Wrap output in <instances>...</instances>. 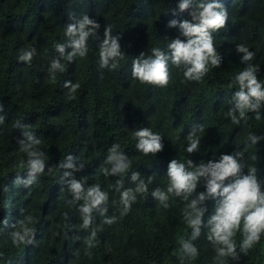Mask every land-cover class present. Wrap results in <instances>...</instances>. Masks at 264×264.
Masks as SVG:
<instances>
[{"label": "trees", "instance_id": "trees-1", "mask_svg": "<svg viewBox=\"0 0 264 264\" xmlns=\"http://www.w3.org/2000/svg\"><path fill=\"white\" fill-rule=\"evenodd\" d=\"M228 11L223 29L213 33L219 68L212 69L199 82H184L180 69L169 63L167 87L141 84L131 76L132 61L153 48L166 51L168 41L179 36V29L168 28L169 21L190 19L189 11L179 12V0H0V264H218L213 245L207 240V228L192 240L184 220L187 201L174 197L164 208L151 196L156 188L166 189L167 165L172 159L195 164L218 160L222 154L239 152L244 172L255 168L264 181V104L260 119L250 112L238 124L226 113L229 101L238 90L233 77L246 64L256 65L258 78L264 80V0H218ZM175 13V14H174ZM83 15L100 23L95 38L89 39L85 58L66 64V71L50 81L48 67L59 59L57 43L69 42L66 25ZM119 36L124 58L115 69L99 67V44L104 27ZM184 39L183 37H180ZM245 45L255 52L254 59L242 63L237 47ZM35 49L31 63L18 59L23 51ZM71 51L66 48L65 55ZM79 83L76 99L69 100L63 82ZM28 125L27 131L41 139L39 145L47 157L45 174L25 188L15 183L26 178L17 138L16 120ZM148 127L162 136L163 150L144 156L135 148L134 132ZM203 128L201 132L199 129ZM196 130L199 150L187 153V137ZM261 139L252 144L249 136ZM119 144L130 168L123 175H105L109 150ZM71 155L78 171L58 168ZM255 157V159H253ZM51 167L52 172L47 169ZM64 171H72L64 177ZM133 172L148 182V192L138 194L126 215L121 216L120 192L134 188ZM82 180L87 189L98 185L108 193L107 217H116L106 225L99 211L93 213L98 228L95 247L85 255L89 230L81 228L79 203H70L69 179ZM228 181H225V184ZM200 181L197 192L204 191ZM123 185V187H120ZM7 189V190H5ZM216 201L209 199L203 220L214 213ZM36 223L32 244L13 246L11 225L24 216ZM196 247L198 255L189 257L181 249V238ZM237 251L241 236H236ZM225 264H264V235L260 242L239 260L230 257Z\"/></svg>", "mask_w": 264, "mask_h": 264}, {"label": "clouds", "instance_id": "clouds-1", "mask_svg": "<svg viewBox=\"0 0 264 264\" xmlns=\"http://www.w3.org/2000/svg\"><path fill=\"white\" fill-rule=\"evenodd\" d=\"M178 11H189L190 19L169 21L168 28L179 29V36L168 41L166 51L160 48H153L151 55L140 56L132 61L131 76L141 84L154 85L160 88L167 87L170 81L169 63L180 69L184 82H199L212 69L219 68L222 57L217 52L213 33L223 29L228 21V11L218 0H179ZM175 14V13H174ZM100 23L95 19L83 15L75 23L66 25L64 35L69 42L57 43L56 53L59 59H53L48 67L50 81H55L58 74L66 71V64L74 62L79 58H85L88 53V42L90 37L95 38ZM183 37L184 39H181ZM120 37L113 35L112 28L104 27L103 39L99 44V67L115 69L119 61L124 58V54L119 44ZM66 48L71 51L65 55ZM238 53L242 54V63L250 62L256 53L250 52L248 47L241 44L237 47ZM35 49L23 51L18 59L25 63H31ZM260 69L254 64H246L243 70L233 77L232 84L238 88L232 95L229 103L232 105L226 115L233 124H238L246 117L247 113L255 112L256 119L259 120L260 109L264 104V80L258 78ZM63 87L69 90L68 99H76V93L80 88L79 83L70 80L63 82ZM0 112L3 106L0 105ZM0 116V122L3 121ZM13 128L20 130L23 138H17L19 151L25 153L27 159L22 162V167L26 168V178L17 176L15 183L30 187L45 174L47 157L40 150L41 139L34 136L33 132L27 131L28 125L22 120H16ZM201 132L203 128L199 129ZM136 140L135 148L144 156H155L163 150L162 136L152 131L148 127L140 128L134 132ZM261 138L250 135L249 140L256 144ZM187 153H195L199 150L200 137L196 135V130L189 133L187 137ZM119 144H114L109 150L106 163L111 164V171L102 169L105 175H123L128 172L130 164L126 156L119 150ZM73 157L68 155L66 161L57 165L58 168L78 171L73 164ZM241 154L232 152L222 154L218 160H209L207 163L195 164L188 159L182 163L177 159H172L167 165L166 189L156 188L151 192V196L157 200L164 208L168 207L170 197L178 201H187L184 211V220L191 230V239H197L201 234L202 227L207 228V240L213 245L218 264H225L226 258L239 260L240 253H247L254 245L260 242L264 235V181L257 178L256 169L251 168L244 172L245 165L241 163ZM255 159V157H253ZM49 167L47 171L52 172ZM72 171H64V177H70ZM131 181L134 188H126L120 192L119 203L123 206L120 215H126L132 204L137 200L138 194L148 192V184L140 177L138 172H133ZM200 181H203L204 191L197 192ZM225 181H228L225 184ZM123 187V185H120ZM7 190V189H5ZM67 190L71 194L70 203H79L81 228L89 230L85 239V255L90 256L88 249L95 247L98 228L93 227V213L99 211V215L104 217L103 223L111 225L115 223L116 217H107L106 205L109 199L108 193L101 191L98 185H93L85 189L84 182L77 179H69ZM216 201L214 213L203 220L206 208L204 204L207 200ZM7 225V220L0 221ZM35 219L28 215L17 220L11 227V242L13 246L32 244L35 240ZM240 234L239 252L237 251L236 236ZM181 249L192 259L198 255L196 247L181 238Z\"/></svg>", "mask_w": 264, "mask_h": 264}]
</instances>
